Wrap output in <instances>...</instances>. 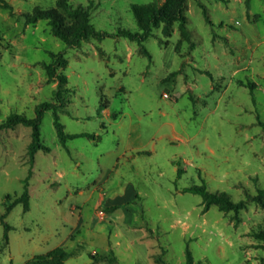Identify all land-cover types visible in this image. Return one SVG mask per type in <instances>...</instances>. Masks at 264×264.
<instances>
[{"label":"rangeland","instance_id":"rangeland-1","mask_svg":"<svg viewBox=\"0 0 264 264\" xmlns=\"http://www.w3.org/2000/svg\"><path fill=\"white\" fill-rule=\"evenodd\" d=\"M0 8V121L32 118L55 103L58 81L44 68L63 52L57 114L63 147L44 113L45 150L30 162L31 129L0 131L1 216L22 193L31 170L29 209L18 203L3 221L9 245L0 264H23L63 246L66 264H264V0H188L190 41L177 22L160 24L143 42L106 36L74 48L45 20L24 13L57 0H6ZM90 7L96 30L138 31L131 3L69 0ZM204 185L222 191L238 212L203 210ZM103 200L95 208L99 197Z\"/></svg>","mask_w":264,"mask_h":264},{"label":"trees","instance_id":"trees-1","mask_svg":"<svg viewBox=\"0 0 264 264\" xmlns=\"http://www.w3.org/2000/svg\"><path fill=\"white\" fill-rule=\"evenodd\" d=\"M188 0H150L146 3H131L129 11L132 14L133 20L138 27V31L122 28L115 34H109L105 31L96 30L91 22L90 7L81 4L73 5L69 0H57L54 7L46 9L38 6L33 7L30 12L24 13L26 24H35L39 20H45L50 28V33L53 37L62 41L66 48H74L81 45L82 42L96 39L101 40L106 36L124 37L130 41L141 43L145 41L154 28L160 24L166 26L177 22L180 35L184 40L190 41V31L187 27V17L185 9ZM197 1V0H194ZM0 8L12 11V6L6 0H0ZM51 60L45 63L44 68L49 81L54 79L58 81L57 88L54 91L55 103L42 102L35 106V115L32 118L27 117L22 113H10L0 121V131L3 129H14L17 125H23L31 129V141L27 145V154L30 162L33 161L34 154L38 150H45L41 144V122L46 111L52 110L53 125L56 135L63 147L66 146V141L75 137H94L88 133L67 134L64 131V126L59 120L57 109L63 97L62 84L67 82L65 75L56 73L57 67L66 66V59L63 52L49 53ZM31 178V170L22 180V193L19 197L7 206L5 213L1 216V223L5 231L0 241V253H3L8 246L7 232L9 226L3 221L5 215L11 208L21 203L23 210L29 209V180ZM192 193L199 194L202 198L203 210L206 211L210 206H216L219 211L238 212L245 205L244 200L233 201L229 194L222 191H209L204 185L191 186L185 189ZM257 199L264 198V190H259ZM264 236V235H261ZM72 256L71 252L65 247H55L45 254L35 255L27 259L24 264H66ZM185 264H197L189 252L186 253Z\"/></svg>","mask_w":264,"mask_h":264},{"label":"crops","instance_id":"crops-1","mask_svg":"<svg viewBox=\"0 0 264 264\" xmlns=\"http://www.w3.org/2000/svg\"><path fill=\"white\" fill-rule=\"evenodd\" d=\"M102 200H103V196L99 197V199H98V201H97V203H96V205H95V208L100 204V202H101ZM98 208H99V207H97V209H98ZM1 224H2V223H1ZM2 225H3V224H2ZM9 230H10V227H9ZM9 230H8V231H9ZM3 234H4V231H3V233L1 234L0 241H1L2 237H3ZM7 236H8V232H7ZM8 245H9V236H8ZM57 247H58V246H57ZM62 247H63V246H62ZM7 248H8V246H7ZM6 250H7V249H6ZM6 250H5V251H6ZM5 251H4V252H5ZM4 252H3V253H4ZM1 254H2V253H1ZM31 257H32V256H31ZM31 257H30V258H31ZM28 259H29V258H28ZM25 261H26V260H25ZM25 261H24V262H25ZM24 262H23V264H24Z\"/></svg>","mask_w":264,"mask_h":264}]
</instances>
